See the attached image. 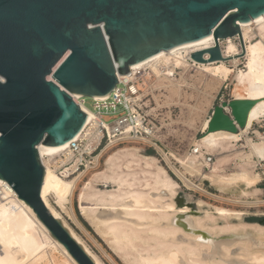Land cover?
<instances>
[{
    "label": "water",
    "instance_id": "obj_1",
    "mask_svg": "<svg viewBox=\"0 0 264 264\" xmlns=\"http://www.w3.org/2000/svg\"><path fill=\"white\" fill-rule=\"evenodd\" d=\"M261 15L264 0H0V180L77 264L96 262L42 200L37 149L59 147L84 127L88 112L71 94L106 96L132 65L209 35L214 44L192 52L195 61L241 56L239 24ZM236 35L243 52L224 58L219 42ZM258 100L215 104L206 132L238 133Z\"/></svg>",
    "mask_w": 264,
    "mask_h": 264
},
{
    "label": "rangeland",
    "instance_id": "obj_2",
    "mask_svg": "<svg viewBox=\"0 0 264 264\" xmlns=\"http://www.w3.org/2000/svg\"><path fill=\"white\" fill-rule=\"evenodd\" d=\"M258 30L262 29L258 27L257 23L250 25L249 35H252L250 39L251 41H255L262 37L264 42V34L263 36H259L264 30ZM234 37H232V40L238 44V40ZM230 60L231 57L225 61L227 67L232 72L222 82L211 78L196 67L190 66L184 73V79L181 80L182 86L178 92L160 86L154 75L149 72L150 67L145 66L140 69L141 74L143 75L145 73V75L138 79L136 83L134 80V83L141 89L139 98L141 99L140 103L143 105V111L149 115L150 121L155 126V137L151 138L152 143L129 136L111 138V140L102 139L93 146L94 150L91 156H97V160L94 159L95 161L90 164L91 167L87 166L89 168L84 169V172L79 176L71 201H69L70 203L67 202V205L65 204V208L63 209L55 204L53 195H49L50 203L56 206L57 211L67 226L76 233L90 252L102 264H135L137 260L135 257H137L138 253L145 256L146 254L151 255L157 253L156 249L158 248L166 250H163V252H167L169 250L173 251L176 247H178V251L180 250L176 264L178 261H180V264H264V228L261 230L264 227V158L250 151V142L260 144L263 140L264 116L254 120L250 127L243 132V136H239L237 139L230 141L224 140L220 146L221 148L219 147V149L217 148L210 152L206 151L203 157H199V160L193 166H188L186 164L187 162L184 163L188 155L194 150L195 142L204 135L203 122L210 117L214 105L223 100L234 98L236 93H240L242 96L246 94V91L237 84L235 77L239 70L245 69V60L239 59L236 64L230 62ZM177 72L181 73L183 70L177 69ZM180 73L176 75V78H179ZM86 101L88 106L92 104L90 98H86ZM93 125V123L88 125L85 131L89 129L92 132L91 128ZM254 130H259L261 134H254ZM131 148L137 152V156L140 159L132 161L130 167L127 169L123 165V169L129 174H134V171L137 172L129 177L134 182L131 189L139 190L141 188L140 191L145 193L148 191L147 194L150 193L149 197L152 201L149 203L151 213L149 214L151 220L149 219L148 221H152L154 225H157L156 227H152L156 229L155 234L153 233L155 230L152 232L149 231L151 227L147 228V223L144 221V224L142 226L140 225L141 228L133 227L134 229L137 228L135 230L139 234V238L135 240L136 250L135 248L131 250L130 247L115 244L112 241L113 239H109L111 236L105 233V228L102 225L94 226V224L84 218L78 206L79 193L88 181L91 182V186L94 184L92 186L93 189H108L114 191L118 189L116 184L103 182L96 178V172L100 174L101 170V172L107 171V159L112 154L118 155L126 150H131ZM223 155L228 158H225ZM148 156L149 158H147ZM221 156L224 157L223 160H221ZM205 160L209 164L218 161L217 168L211 170ZM145 161H148L151 165H146ZM58 164L60 163L58 162ZM157 166L162 168L173 182H175L176 186H173L172 191L166 187L165 189L164 187L159 186V188L152 184L151 186L144 185L145 179H150V175L147 172H154ZM244 170L247 171L244 172ZM81 171H83V168L75 171L73 176L78 175ZM138 171L142 172L143 175ZM241 173H246V176L249 175L248 177L255 174L252 176L254 182L252 181L253 183L251 185H247L243 177L239 175ZM139 181L141 183L136 184ZM127 188L126 186H122V191L127 190ZM158 188L159 190H157ZM125 200L124 202H126ZM118 202L114 205L115 207L107 209L106 211L111 213L118 211L119 218L123 220L126 216V214L124 216L125 208L122 204L123 201ZM171 207L177 211L181 209L182 211H180L190 218L192 226L207 234L210 238L223 240L225 242L222 246L224 252L233 261H222L217 257L214 259L207 258L205 254L211 247L210 242L203 239L200 232L184 230L181 226H176L172 222V219L177 211ZM143 209L149 212L148 208ZM221 209L226 210V212L222 213L220 211ZM160 210L169 214V216L167 217V214H165V217L161 218L159 216V218L158 215L163 214ZM126 217L131 218V220H137L132 215ZM137 221L140 222L139 220ZM137 221L132 223H137L138 225ZM143 225L146 228H143ZM172 226L177 228H175L176 231ZM157 229L159 233H157ZM160 229L162 231L164 230L162 233L166 232L163 234H166V238L160 236L162 235L160 234ZM171 234L172 236L174 235V239L170 236ZM140 235L143 237L141 238ZM157 242H161V244ZM149 244H153L152 247ZM142 245L146 246L143 247ZM126 249H128V252L129 250L131 251L130 254L124 253L127 251ZM133 250L135 251L132 254ZM52 251V258L54 259L55 257L56 259L54 261H66L61 251L57 249ZM252 257H254L253 261L251 259ZM133 260L135 261L134 263L132 262Z\"/></svg>",
    "mask_w": 264,
    "mask_h": 264
},
{
    "label": "bare ground",
    "instance_id": "obj_3",
    "mask_svg": "<svg viewBox=\"0 0 264 264\" xmlns=\"http://www.w3.org/2000/svg\"><path fill=\"white\" fill-rule=\"evenodd\" d=\"M253 23H257L258 27L262 29L258 31H263L264 30V15H261L260 17L256 19H251L249 22L239 24L241 35H242L244 45H245L244 53L241 56L231 57L230 62L236 64L237 61H239V59L245 60V69L239 70L236 73L235 77L237 80V84L246 91V94L242 96L240 93H236L235 98H253V99H260V100H258V102L251 108L248 114V119H247L245 128L239 130L238 133H232V132L222 131V130L214 131V132H206L209 118L205 119L203 122L204 135L195 142L194 150L192 151L191 154L188 155L187 159L184 162V163L187 162L186 164L188 166H193L199 160V157H203L206 151L210 152V151L216 150L217 148L219 149V147L221 146L224 140L230 141V140L237 139L240 136V133L247 130L254 120H257L260 117L264 116V42L262 40V37L259 40L251 41L250 36L252 35H249L250 34L249 27ZM263 32L261 33L262 35L259 34V36H263L264 34ZM234 38L238 40L239 42L238 35H236ZM213 44H214V39L212 35H209L202 39L176 46L169 50H163L160 53L154 55L153 57L143 62L132 65L130 67L129 75H126V74L119 75L118 74L117 78L120 81H123L125 83L131 82L132 83L130 84L131 91L137 92V86L134 83V80L137 78L136 75L141 73L140 69H142L145 66H148L150 67V71L149 70L148 71L154 75L155 79L157 80V82H159L160 86L167 87L175 92H178L182 86L181 80L184 79V73L187 71V69L190 66H193L199 69L201 72H204L206 75L210 76L211 78L216 79L219 82H222L232 72V70L226 65L225 60L227 58L221 59L218 61L202 63V62H197L190 57V54L192 52L210 47ZM219 45H220L221 53L224 58L237 55V54H241L243 52L241 49L240 42L238 44L234 43V41L232 40V37H226L225 39H223V41L219 42ZM204 57L207 58L208 54L205 53ZM177 69L183 70V72L181 73L179 72L180 73L179 78H176V75L179 74L177 72ZM140 75L142 77L143 75H145V73L143 75L142 74ZM140 95L141 94L139 93L137 97L139 98ZM73 96L76 97L74 94ZM95 99L101 100V99H104V96L96 97ZM81 107L88 112L87 119H86V123L84 127L74 137V139L79 138L82 134L84 136H88L86 138V146H87V149L90 150L93 148V146H95V144H97L100 138V135H101L100 129L96 127V124L98 122L97 119L99 117L89 107L85 105H82ZM92 123L94 124L93 127L91 128L92 132H90L89 129L88 131H85V129L88 128V125ZM111 125L114 126V123L108 124L107 126L110 127ZM129 130H130L129 127L126 126V130L122 136H129L131 138L141 139L148 143H152L151 138L155 137V130L151 131L149 136H140V135L131 136L129 134ZM40 144L37 145V149H38V153L40 155L42 164L44 165V168H45L44 180H43V184L41 188L42 200L44 201V203L46 204L50 212L54 216H56L57 218H60L63 221L64 225L69 229V231L74 236V238L84 246L86 251L94 259L96 264H102L99 261V259L90 252V250L80 240V238L76 235V233L69 226H67L66 222L63 220V218L60 216L59 212L57 211L56 206L50 203L49 198H48L49 195H53V197L55 198V204L58 207H61L64 209L65 204L71 201V197L73 195L76 182L79 176L82 174V172H84V170L79 172L78 175L76 176H73V174L71 175L58 174L57 169H56L58 165L66 164L74 160V156L68 150L69 142H66L63 145L59 147H55V148H41L39 147ZM250 147L249 148L251 149L250 151H252V153L264 158V137L260 144H254L250 142ZM132 148L134 149V147ZM132 148L131 150H126L123 153L118 154V155L112 154L111 157H108L107 159L108 160L107 171L101 172L102 171L101 170L100 174H97L98 172H96V176H95L96 178H98L100 181H103V182H112L116 184L118 186L117 190L116 189L115 191L108 190V189L107 190L105 189L97 190V188L93 189L92 186L94 184L91 186V182L88 181L84 184L78 196V200H79L78 206L84 218H86L90 223L94 224V226L102 225L105 228V233L111 236L109 239L111 240L113 239L112 241H114L115 244L117 243V245L121 244L125 247H130L131 250L132 248L134 249L136 247L135 240L139 238L138 236L139 234L137 230H135L137 228L134 229L133 227L141 228L142 224H144L145 222L147 223L146 227L147 228L151 227L152 229V230L149 229V231L152 232L155 230L153 232L155 234L156 229L152 227L157 226V225H154L152 221H148L149 219L151 220L149 203H151L152 200L149 197L150 193L147 194L148 191L146 193L143 191H140L141 188L139 190H133V188L131 189V187L134 185V182H132L131 179H129V177L130 175H134L137 172L134 171L135 172L134 174H129V173H126L123 169V165L127 169L130 167V163L132 161L140 159V157L137 156L138 155L137 152L135 150H132ZM224 157L221 156L220 157L222 158L221 160H223ZM147 158H149V156ZM94 159L97 160V156H94ZM58 162L60 164L57 165ZM205 162L208 164L211 170H215L217 168L218 161H215L212 164L211 163L209 164L207 160H205ZM145 164L151 165L148 161H145ZM245 171L247 170H244V172ZM140 173L142 174V172ZM148 173L150 175V179L149 178L145 179L144 181L145 186H151L152 184L158 187L160 186L164 188L165 187L169 188V190L171 191L173 190V186L175 185V182H173V180L165 173V171L162 168L157 166L154 172L150 171V172H147V174ZM239 175L243 177V180L246 182L247 185H251L254 182L252 176H254L255 174L254 175L252 174L251 177H248L249 175L246 176V173H241ZM142 178L143 177H141V179ZM226 181H229V180H226ZM139 183L141 182L139 181L136 184H139ZM122 186L128 187L127 190L122 191ZM159 188L157 190H159ZM171 193H175V192H171ZM125 199H128V200H125ZM124 200L126 202H124ZM117 201L119 202L123 201L122 204H123V207L125 208L124 216L125 214L126 216H129V217L131 215L132 217L134 216L135 219L140 221L138 222L136 220L138 222V225L137 223H135L136 225L133 224L134 222H136L134 219L131 220V218H127L126 216L125 218L123 217L124 218L123 220L119 218L120 215L117 213L118 211L116 213L115 212L111 213V212L106 211L107 209H111L115 207L114 205L117 204ZM162 206H166V205H162ZM124 208H122V210H124ZM143 208H148L149 212H147L148 210H145ZM171 208L174 209L173 207ZM180 210L179 211L175 210L177 211V213L176 215H174L172 222L175 223L176 226H181V228H183L184 230L200 232L202 234V238L210 242L211 247L208 249V251H206V254H205L207 258L214 259L217 257L222 261H226V260L228 262L233 261L224 252V249L222 246L225 242H223V240L219 238L212 239L207 234L193 227L191 224L190 218L185 213H182L181 212L182 210L181 211ZM220 211L222 213L226 212V210H223V209H221ZM162 213L163 214L161 215H158L159 214L158 213L157 214L158 217L161 216V218H163L166 216L165 214H167L164 211ZM168 216L169 214H167V217ZM147 217L149 218L146 219ZM146 227L145 225H143V228H146ZM175 228L174 230L176 231L177 228L176 229ZM263 228L264 227H262L261 230ZM103 229H101V231H103ZM158 231L159 230L157 229V233H159ZM160 231H161L160 234L162 235L166 233V232L162 233L164 230L162 231L160 229ZM140 232H145V231H140ZM160 234H157V235H160ZM162 235L160 236L164 238L167 237V236L165 237L166 234L163 236ZM170 236L173 237L174 235L172 236L171 234ZM142 237L143 236H141V238ZM152 238L154 237L152 236ZM172 239H174V237ZM157 243L161 244V242H157ZM152 245L150 246L152 247ZM138 246L140 245L138 244ZM54 249L61 251L66 261L65 260L64 262L54 261L55 257L53 259L52 258L53 256L51 255L52 254L51 251ZM177 249L178 247H176V249H174L173 251L169 250L167 252H163L164 249L162 250L161 248H158L156 249L157 253H153L151 255L146 254L145 256H143V254L141 255L140 253H138L137 257H135L137 258L136 262L134 260L132 262L133 263L135 262V264L136 263L137 264H155V263L176 264L178 254L180 253L179 252L180 250L178 251ZM126 250H125L126 252L124 253L130 254L131 251L129 250L128 252V249ZM135 250L132 251V254ZM190 251L192 252V250ZM253 258L254 257L251 258L252 261H253ZM179 262L180 261H178V263ZM0 264H77L74 261V259L69 255V253L57 241H55L50 236L47 228L37 218L33 209L29 205H27L22 199L17 198V194L5 180H0Z\"/></svg>",
    "mask_w": 264,
    "mask_h": 264
},
{
    "label": "built area",
    "instance_id": "obj_4",
    "mask_svg": "<svg viewBox=\"0 0 264 264\" xmlns=\"http://www.w3.org/2000/svg\"><path fill=\"white\" fill-rule=\"evenodd\" d=\"M140 74H137L135 83L141 78ZM130 84L132 83H125L118 79L116 87L110 94L104 96V99L101 100L95 99L96 97L92 98L90 106H88L85 97L80 95L74 97L71 94L73 100L79 106L89 107L99 117L96 127L100 129L101 135L97 143L102 139L111 140V138L121 137L126 130V126L129 127L131 136H149L150 132L155 130L149 115L143 111V105L140 103L141 99L137 97L141 89L135 84L137 92H133L130 89ZM113 123L114 126H107ZM68 150L74 156V160L58 165L57 171L60 175H71L81 168L83 170L88 169L91 167L90 164L95 161L94 156H91L94 147L90 150L87 149L86 136L83 134L79 138H73L69 141ZM87 165H89L88 168Z\"/></svg>",
    "mask_w": 264,
    "mask_h": 264
},
{
    "label": "crops",
    "instance_id": "obj_5",
    "mask_svg": "<svg viewBox=\"0 0 264 264\" xmlns=\"http://www.w3.org/2000/svg\"><path fill=\"white\" fill-rule=\"evenodd\" d=\"M253 133H254V134H255V133H259V134H261L259 130H254V131H253ZM243 135H244V133H243V132H242V133H240V136H243ZM256 190H257V189H256Z\"/></svg>",
    "mask_w": 264,
    "mask_h": 264
}]
</instances>
